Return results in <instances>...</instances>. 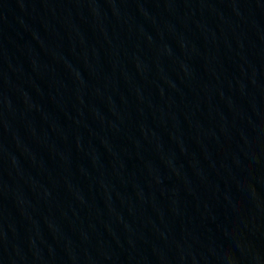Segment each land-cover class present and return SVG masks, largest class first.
<instances>
[{
    "label": "water",
    "instance_id": "water-1",
    "mask_svg": "<svg viewBox=\"0 0 264 264\" xmlns=\"http://www.w3.org/2000/svg\"><path fill=\"white\" fill-rule=\"evenodd\" d=\"M0 264H264V0H0Z\"/></svg>",
    "mask_w": 264,
    "mask_h": 264
}]
</instances>
